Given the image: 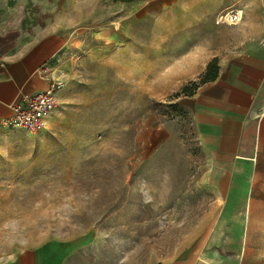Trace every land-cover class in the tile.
<instances>
[{"label":"rangeland","instance_id":"obj_1","mask_svg":"<svg viewBox=\"0 0 264 264\" xmlns=\"http://www.w3.org/2000/svg\"><path fill=\"white\" fill-rule=\"evenodd\" d=\"M217 1L0 0L67 42L46 129L0 132V264L51 239L81 245L75 264H264V175L221 193L188 100L250 21Z\"/></svg>","mask_w":264,"mask_h":264},{"label":"crops","instance_id":"obj_2","mask_svg":"<svg viewBox=\"0 0 264 264\" xmlns=\"http://www.w3.org/2000/svg\"><path fill=\"white\" fill-rule=\"evenodd\" d=\"M177 1L144 0L146 9L154 12ZM217 2V11L230 7L225 0ZM246 6L250 21L240 47L213 56L218 60L216 79L198 85L188 98L198 139L210 157L213 183L221 193L239 187L241 181L254 186L264 175V21L255 20L258 14L264 18V0H245ZM243 7L234 8L243 13L242 22ZM23 11L11 20L0 12V121L9 120L24 97L48 89L67 48L63 35L47 32L38 23L20 25ZM206 71L205 67L200 74ZM81 248L76 242L51 239L8 264H75ZM170 264L200 263L186 258Z\"/></svg>","mask_w":264,"mask_h":264},{"label":"built area","instance_id":"obj_3","mask_svg":"<svg viewBox=\"0 0 264 264\" xmlns=\"http://www.w3.org/2000/svg\"><path fill=\"white\" fill-rule=\"evenodd\" d=\"M243 20V13L231 9L217 16L216 23L226 26H237ZM67 85L65 74L60 72L49 81L46 91L24 97L23 102L13 108L9 120L0 121V132L9 129H23L31 133H40L46 129L48 119L58 106V94Z\"/></svg>","mask_w":264,"mask_h":264},{"label":"trees","instance_id":"obj_4","mask_svg":"<svg viewBox=\"0 0 264 264\" xmlns=\"http://www.w3.org/2000/svg\"><path fill=\"white\" fill-rule=\"evenodd\" d=\"M217 74H218V61L214 60L209 64L208 70L204 76L202 84L215 80L217 77Z\"/></svg>","mask_w":264,"mask_h":264}]
</instances>
